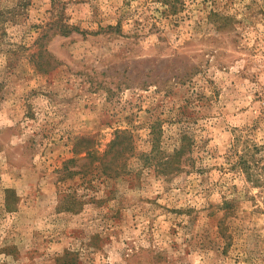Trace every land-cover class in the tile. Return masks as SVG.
<instances>
[{"label":"rangeland","instance_id":"rangeland-1","mask_svg":"<svg viewBox=\"0 0 264 264\" xmlns=\"http://www.w3.org/2000/svg\"><path fill=\"white\" fill-rule=\"evenodd\" d=\"M2 26L0 264H264V0H29ZM156 129L189 137L177 172Z\"/></svg>","mask_w":264,"mask_h":264},{"label":"trees","instance_id":"trees-1","mask_svg":"<svg viewBox=\"0 0 264 264\" xmlns=\"http://www.w3.org/2000/svg\"><path fill=\"white\" fill-rule=\"evenodd\" d=\"M28 4H29V0H15L13 6L10 7L0 6V30L2 31V27H3L2 25L5 21L11 22L13 20H17L24 13ZM168 10L171 12L175 10L173 8V5H171L170 3H168ZM57 28L59 31L67 32L70 30L71 27L69 28L68 25L60 24L57 25ZM106 29L119 31L118 22L113 26L107 25ZM74 30H77V28H74ZM159 136H160V129H156L155 131L153 130L150 133V140L152 146L150 155L157 154L155 156V158H157L156 159L157 163H155L157 167L156 170L160 172L162 175L177 172L179 170V165L182 162H185V160L181 161V157L189 150L190 147L189 137L184 132L178 134L175 141L176 143L173 144V149L170 152L166 153L158 149ZM125 140H126V135L124 131H118L117 133H115L113 139L109 143V148L108 150H106V153H109V151H111L113 154L120 155L123 151L128 150L129 143L125 142ZM146 159H151V158L147 156ZM235 163L238 165L239 170L244 174L245 178L248 181H250L251 183L257 182L258 179L251 170L252 165L249 162V159H242L241 157H237ZM121 165L118 168H121ZM106 169L110 171H116L117 166H115L113 169H110L108 166L106 167ZM67 254L68 253H64V255L59 257L58 263L56 264H73L70 261V259H72L73 261V257L68 258L66 261L67 263L62 262Z\"/></svg>","mask_w":264,"mask_h":264}]
</instances>
